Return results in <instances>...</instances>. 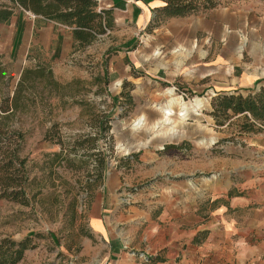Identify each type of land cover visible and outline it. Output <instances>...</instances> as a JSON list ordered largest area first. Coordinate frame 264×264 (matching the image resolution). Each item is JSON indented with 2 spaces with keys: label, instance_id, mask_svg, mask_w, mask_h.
<instances>
[{
  "label": "rangeland",
  "instance_id": "1",
  "mask_svg": "<svg viewBox=\"0 0 264 264\" xmlns=\"http://www.w3.org/2000/svg\"><path fill=\"white\" fill-rule=\"evenodd\" d=\"M24 16L34 18L17 10L8 22L0 24V97L13 95L24 68L39 65L50 67L56 63L57 74L52 73L64 88L51 97L47 96L48 88L39 83L24 91L32 102L14 117L13 123L25 132L21 155L27 157L28 181L33 175L36 179L28 187L27 204L0 198V236L21 239L30 234L40 235L34 238L37 246L26 250L17 264H94L95 255L105 247L88 226L91 207L102 215V205L108 204V209L120 216L137 194L146 197L155 184L165 185V179L177 181L165 174L170 170L195 169L190 176L181 178L183 183L189 189L206 188L221 176V169L232 164L225 155L227 143H244L243 121L236 115L223 125L215 123L210 114L211 99L217 91L231 88L209 86L207 78L184 81L178 71L177 45L171 49L169 43L175 42L167 41L162 33L154 35L151 28L137 31L135 26H128L100 35L95 45L79 52L67 48L63 60L59 52L50 60L51 47L39 50L30 45L24 51L23 28H18ZM164 18L159 15L161 24ZM255 39L246 40L251 44ZM149 40L159 44L155 57L143 53ZM236 58L241 68L237 74L243 73L242 69L246 71V65H252L253 53L246 42L238 44ZM257 66L259 70L261 64ZM136 83L139 95L135 94ZM127 94L132 103L127 101ZM102 113L110 115L101 129ZM105 124L110 128L104 130ZM86 135L94 140L80 145ZM109 136L113 150L105 176L112 170L116 178L112 177L106 193L102 191L103 183L92 181L89 173L98 165V155L94 154L97 149L91 148L92 144L105 146ZM168 144L181 146V151L161 153ZM61 146L64 150L76 148V168L55 165L48 176V158L44 153L57 151ZM132 154L136 156L129 158ZM109 225L111 236L120 237V228L111 222Z\"/></svg>",
  "mask_w": 264,
  "mask_h": 264
},
{
  "label": "crops",
  "instance_id": "2",
  "mask_svg": "<svg viewBox=\"0 0 264 264\" xmlns=\"http://www.w3.org/2000/svg\"><path fill=\"white\" fill-rule=\"evenodd\" d=\"M218 1L221 5L165 17L163 24L155 10L164 3L162 0H98V10L111 11L113 25L107 34L128 26H135L137 31L145 27L175 42L169 47L177 45L178 71L184 81L207 78L209 86L246 91L264 86L263 1ZM32 17L24 16L18 26L23 28L24 51L30 45L39 50L51 47L50 60L58 52L62 59L67 48L79 52L95 45L100 38L81 46L69 27ZM247 38L257 39L250 44ZM245 42L253 53L252 65L237 74L241 69L236 60L237 47ZM143 47L147 57H155L160 50L159 44L150 40ZM56 65L50 66L55 74ZM135 65L140 67L137 59ZM135 86V94L139 95L138 83ZM241 141L244 143H227L225 155L232 164L221 169V176L206 188L189 189L183 183L181 178L195 169L170 170L165 174L177 181L165 179V185L155 184L146 197L137 194L120 216L109 210L108 204L102 205V215L91 207L88 226L105 247L95 255L94 264H141L143 256L156 255L161 260L151 264H264V126L255 133L243 134ZM112 177L116 178L111 170L104 178L102 191L109 192ZM231 189L234 193L228 195ZM110 222L120 228V237L111 236ZM202 231H206L205 236L192 242Z\"/></svg>",
  "mask_w": 264,
  "mask_h": 264
},
{
  "label": "trees",
  "instance_id": "3",
  "mask_svg": "<svg viewBox=\"0 0 264 264\" xmlns=\"http://www.w3.org/2000/svg\"><path fill=\"white\" fill-rule=\"evenodd\" d=\"M164 3L156 7L158 15L163 17L181 16L213 7L216 0H162ZM17 10L29 12L37 17L54 21L57 24L69 27L75 40H78L81 46H86L93 42L97 36L106 33L112 27V15L110 10H98V0H0V24L8 22L11 16ZM42 84L43 88H48L47 96L51 97L57 94L60 86L55 80L52 70L49 66L39 65L34 68H24L20 74L12 96L0 97V198L18 202L28 203L29 185L35 181L36 175H33L30 182L27 168V157L21 155L25 142V132L16 126L14 117L24 112L28 102H32L30 96H24V91H30L35 84ZM55 89V92L53 91ZM238 89H232L218 93L211 99L210 114L214 117L215 123L223 125L230 118L238 115L242 119V133L260 131L264 126V86L257 89H250L246 95L238 92ZM122 93V92H121ZM67 96V94H62ZM73 97V96H72ZM126 99L132 103V97L127 94ZM75 102L82 103V100ZM107 113H102L100 118V128L102 124L107 123L109 119ZM109 124H105L104 130L109 129ZM48 134V132H47ZM110 136L105 138V146L92 144L91 148H96L94 153L98 155L95 159L98 163L94 172L90 174L92 181L103 183L105 172L108 168V160L112 153ZM94 140L86 135L80 145ZM107 145V146H106ZM181 151V146L166 145L161 153L174 154ZM77 150H64L44 153L47 156V175L51 176L55 165L76 168ZM132 154L129 158L135 157ZM82 161V160H81ZM81 163V162H80ZM80 163L78 165H80ZM89 178V179H90ZM87 179V180H89ZM229 190L228 195L233 194ZM32 196H35L33 194ZM206 234L202 231L195 235L192 242H199ZM37 234L26 235L21 239H13L9 235L0 236V264L19 263L26 250L35 248ZM161 260V257L143 256L141 264H151Z\"/></svg>",
  "mask_w": 264,
  "mask_h": 264
},
{
  "label": "water",
  "instance_id": "4",
  "mask_svg": "<svg viewBox=\"0 0 264 264\" xmlns=\"http://www.w3.org/2000/svg\"><path fill=\"white\" fill-rule=\"evenodd\" d=\"M29 13V12H28ZM31 14V13H30ZM32 16H35V15H33V14H31Z\"/></svg>",
  "mask_w": 264,
  "mask_h": 264
},
{
  "label": "bare ground",
  "instance_id": "5",
  "mask_svg": "<svg viewBox=\"0 0 264 264\" xmlns=\"http://www.w3.org/2000/svg\"><path fill=\"white\" fill-rule=\"evenodd\" d=\"M166 110V109H165ZM167 112V110L165 111V113ZM167 114V113H166Z\"/></svg>",
  "mask_w": 264,
  "mask_h": 264
}]
</instances>
